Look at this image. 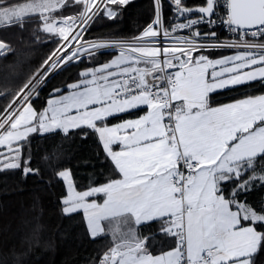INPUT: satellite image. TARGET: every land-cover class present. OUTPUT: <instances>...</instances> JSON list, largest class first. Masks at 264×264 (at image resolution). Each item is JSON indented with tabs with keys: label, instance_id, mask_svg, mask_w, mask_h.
Segmentation results:
<instances>
[{
	"label": "snow or ice",
	"instance_id": "obj_1",
	"mask_svg": "<svg viewBox=\"0 0 264 264\" xmlns=\"http://www.w3.org/2000/svg\"><path fill=\"white\" fill-rule=\"evenodd\" d=\"M128 2L0 0V28L34 24V38L43 32L55 45L0 110V170L39 173L23 153L33 133L80 129L86 137L91 129L113 176L82 191L70 169L57 177L67 189L62 212L82 213L93 239L111 237L98 264H255L264 251V202L250 205L246 194L264 188V94L216 106L213 94L264 86V0H154L140 35L84 39L101 14L117 18L109 5ZM107 49L118 54L53 87L35 107L50 76ZM12 51L0 41V57ZM138 109L145 114L123 118ZM145 227L156 230L144 235ZM157 235L173 246L154 253Z\"/></svg>",
	"mask_w": 264,
	"mask_h": 264
},
{
	"label": "trees",
	"instance_id": "obj_2",
	"mask_svg": "<svg viewBox=\"0 0 264 264\" xmlns=\"http://www.w3.org/2000/svg\"><path fill=\"white\" fill-rule=\"evenodd\" d=\"M198 0H189L195 4ZM154 0H129L127 5L113 6L119 9L115 19L101 14L95 19L85 40L107 38H132L140 35L151 23L154 16ZM72 10H69L71 12ZM168 12L164 8L165 15ZM34 24L26 25L24 30L17 27L0 28V40L6 42L13 51L6 57H0V110L9 102L11 96L48 58L55 45L45 39L46 34L37 32L39 40L33 36ZM219 34V33H218ZM116 51H103L95 59L85 57L83 62L67 66L49 77L47 86L34 102L37 109H42L53 87H64L75 82L79 73L86 67H93L109 60ZM221 52L213 53L218 58ZM228 54V53H224ZM264 93V86L254 83L245 88L225 89L213 94V105L224 104L246 95ZM132 114H122L123 118ZM119 119H114L115 123ZM74 130V134L65 136L62 132L33 133L23 149L24 159L30 157V167L39 169L38 174L24 175L22 169L0 170V189L16 185L20 189V209L6 222L0 223V264H98L99 257L112 246L110 236L93 239L86 226L83 214L65 215L62 212V192H57L44 172L67 164L83 162L105 154L98 135L91 129ZM2 150V149H0ZM43 183L51 198V207L30 215H21L24 206V189L30 178ZM247 203L257 208L264 202V188L257 187L246 194ZM155 228H144V235H151ZM151 250L159 253L170 249L171 240L159 235L150 241ZM255 264H264V251L255 256Z\"/></svg>",
	"mask_w": 264,
	"mask_h": 264
},
{
	"label": "rangeland",
	"instance_id": "obj_3",
	"mask_svg": "<svg viewBox=\"0 0 264 264\" xmlns=\"http://www.w3.org/2000/svg\"><path fill=\"white\" fill-rule=\"evenodd\" d=\"M2 41V40H0ZM4 42V41H3ZM6 43V42H5ZM7 44V43H6ZM118 52H116L109 60L113 59ZM107 60V61H109ZM105 61V62H107ZM104 63V62H102ZM101 64V63H99ZM98 65V64H97ZM95 65V66H97ZM93 66V67H95ZM85 69V68H84ZM82 69V70H84ZM81 70V71H82ZM264 94V93H262ZM259 95V94H257ZM244 98V97H242ZM240 99V98H239ZM234 101V100H233ZM233 101H229L226 103H230ZM225 104V103H224ZM63 169H70L73 177V181L77 187V190H85L88 185H83L80 181L82 179L78 175V171L73 169L72 167L66 168H55L52 170H48L44 172V176L50 179L52 186L55 188L57 192H61L64 185L66 189L65 183L57 177V172ZM88 170V169H86ZM67 195L64 193V196ZM62 199V198H61ZM21 207L20 200V189L16 185L5 186L0 189V223H4L8 221ZM51 207V198L47 191V187L43 183H38L33 177L28 180V184L24 189V206L21 210V215H30L42 211Z\"/></svg>",
	"mask_w": 264,
	"mask_h": 264
},
{
	"label": "crops",
	"instance_id": "obj_4",
	"mask_svg": "<svg viewBox=\"0 0 264 264\" xmlns=\"http://www.w3.org/2000/svg\"><path fill=\"white\" fill-rule=\"evenodd\" d=\"M233 53H229L228 55H231ZM216 106V105H214ZM141 110L138 114L132 117H126L124 119H134L138 115H144L145 114V109H138ZM120 121H117L115 123H118ZM112 123V124H115ZM117 150H119V147L116 146ZM66 167H72L73 169L78 171V175L80 178L85 179L86 181L84 182L81 180L80 182L83 185H96V184H101L104 182H107L112 176H113V164L110 159L106 157V154L94 158V159H89L83 162H78V163H72V164H67L64 166H61L60 168H66ZM88 169V170H86ZM63 188L61 190L62 193H66V189L64 185L62 184Z\"/></svg>",
	"mask_w": 264,
	"mask_h": 264
},
{
	"label": "built area",
	"instance_id": "obj_5",
	"mask_svg": "<svg viewBox=\"0 0 264 264\" xmlns=\"http://www.w3.org/2000/svg\"><path fill=\"white\" fill-rule=\"evenodd\" d=\"M165 18H166V22L168 21V20H170L171 19V17H170V14H169V9H168V12H167V14L165 15ZM202 30H206V29H203L202 28ZM218 33H219V35L221 36V37H225V38H227V37H230L231 36V33H228L227 32V30L226 29H224V28H220L219 30H218ZM133 38V37H132ZM120 39H131V38H120ZM155 39H161V40H163V37L161 36V37H159V38H155ZM164 43L165 44H167V41H164ZM105 51H116L115 49H107V50H105ZM222 51H224V50H219V51H217V52H222ZM117 52V51H116ZM225 53H232L231 51H227V52H225ZM169 71H174V69H172V70H169Z\"/></svg>",
	"mask_w": 264,
	"mask_h": 264
}]
</instances>
